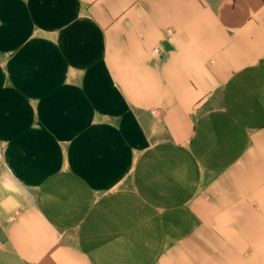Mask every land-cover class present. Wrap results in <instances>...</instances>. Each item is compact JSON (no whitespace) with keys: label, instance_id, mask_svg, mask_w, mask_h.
I'll return each mask as SVG.
<instances>
[{"label":"crops","instance_id":"1","mask_svg":"<svg viewBox=\"0 0 264 264\" xmlns=\"http://www.w3.org/2000/svg\"><path fill=\"white\" fill-rule=\"evenodd\" d=\"M0 159V264H264V0H0Z\"/></svg>","mask_w":264,"mask_h":264},{"label":"rangeland","instance_id":"2","mask_svg":"<svg viewBox=\"0 0 264 264\" xmlns=\"http://www.w3.org/2000/svg\"><path fill=\"white\" fill-rule=\"evenodd\" d=\"M7 179H8V176H6V174H5L4 165L0 159V180H3V182L5 183V182H8Z\"/></svg>","mask_w":264,"mask_h":264}]
</instances>
